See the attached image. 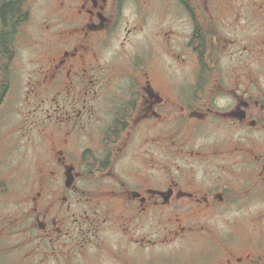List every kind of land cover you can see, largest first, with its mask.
Here are the masks:
<instances>
[{
  "label": "flooded vegetation",
  "instance_id": "af4514ba",
  "mask_svg": "<svg viewBox=\"0 0 264 264\" xmlns=\"http://www.w3.org/2000/svg\"><path fill=\"white\" fill-rule=\"evenodd\" d=\"M46 5L0 59V264H264V0Z\"/></svg>",
  "mask_w": 264,
  "mask_h": 264
},
{
  "label": "trees",
  "instance_id": "16d2710c",
  "mask_svg": "<svg viewBox=\"0 0 264 264\" xmlns=\"http://www.w3.org/2000/svg\"><path fill=\"white\" fill-rule=\"evenodd\" d=\"M23 0H8L4 1V3L1 4V14L4 20V23L7 24L6 29L1 32L0 34V59L2 58H10L11 54H9V46L6 45L8 32L14 24L18 22L20 17L23 15ZM11 44V43H10ZM12 46V44H11ZM13 47V46H12ZM6 51V53L2 54ZM8 52V53H7Z\"/></svg>",
  "mask_w": 264,
  "mask_h": 264
},
{
  "label": "rangeland",
  "instance_id": "374dc122",
  "mask_svg": "<svg viewBox=\"0 0 264 264\" xmlns=\"http://www.w3.org/2000/svg\"><path fill=\"white\" fill-rule=\"evenodd\" d=\"M3 0H0V3ZM25 3H29L32 8L33 17L32 18H38L44 13H46V10L48 9V6L46 5L47 0H24ZM32 56L31 51L28 49V47L20 48L19 45L17 46V54L15 59V69L16 74L24 71L27 68L26 63L28 62V59H30ZM21 68V69H20ZM22 76H17L15 78V84L18 86L20 83Z\"/></svg>",
  "mask_w": 264,
  "mask_h": 264
}]
</instances>
